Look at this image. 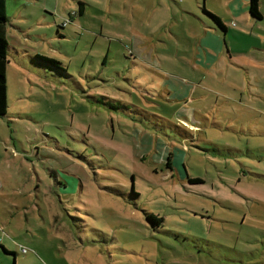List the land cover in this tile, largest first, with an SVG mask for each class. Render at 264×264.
Returning a JSON list of instances; mask_svg holds the SVG:
<instances>
[{
	"label": "rangeland",
	"instance_id": "374dc122",
	"mask_svg": "<svg viewBox=\"0 0 264 264\" xmlns=\"http://www.w3.org/2000/svg\"><path fill=\"white\" fill-rule=\"evenodd\" d=\"M5 1L0 264H264V0Z\"/></svg>",
	"mask_w": 264,
	"mask_h": 264
},
{
	"label": "trees",
	"instance_id": "16d2710c",
	"mask_svg": "<svg viewBox=\"0 0 264 264\" xmlns=\"http://www.w3.org/2000/svg\"><path fill=\"white\" fill-rule=\"evenodd\" d=\"M203 1H205V0H203ZM5 2H6L5 0H0V118L6 116V109H7L6 69H7V64H8V55L19 56L20 54H27L25 52H22L23 50H20L16 47H13V46L7 44V39H6L7 16H6ZM77 6L78 7H77L76 13L81 14L82 9H83L82 3L78 2ZM257 6H258V0H247V13L254 20L260 19V13L258 11ZM205 14L212 21L213 25H215L217 31H219L220 33L224 32L225 29L217 17H215L214 15H210L208 13H205ZM60 26H61L60 28L65 27V25L63 23H61ZM24 57H26V56H24ZM30 60L35 66L38 65L39 67H43L42 69H47L50 72H52L53 69H57L63 73V71L60 68H58L57 62L51 58L40 56L39 54L35 53ZM93 97H91V98H93ZM177 97H178V100L181 99L179 96H177ZM96 102L101 103L102 105L108 107L109 109L115 110V112L117 114H119L123 118L124 117L128 118L132 122H134L133 121L134 118H132V114H139L138 112H141V110H139L137 107H135L133 105L127 104L125 102H121L119 100H113V99L108 98V97L101 96V97L96 99ZM109 102H113V104L111 105ZM129 108H131V109H129ZM124 122H126L127 125L132 124V126H130L129 128L132 130V134H133L134 138L141 135L142 139L144 138L143 140L146 143V146H150L151 139H153L151 136H147V134L144 133L143 131H142L143 133L140 134L139 131L137 129H135L136 125L134 123H128L127 119H125ZM109 124L111 127V133H110V139H108V141H111L112 140L111 137L114 135V131H115V127H114L115 122L113 121L112 118H110ZM140 129L144 130V128H142V127H140ZM144 131H146V130H144ZM130 138H131V134L128 135V139H130ZM153 140H154V143H153L154 147L155 148L158 147L159 144L157 142V138H155ZM144 152H146V150H144ZM153 153H155V151H153ZM171 155L172 154H169L166 157L165 162H164L165 168H167V169H169V166L171 167V165H170L171 164ZM123 156L127 157L124 154H123ZM188 182L191 184L192 183L196 184V183H200L201 181L198 179H188ZM121 183H122V181L117 183V187L119 190L123 189V187L121 186ZM115 192L117 193V195H120V196H124V193H125L124 191L120 192L118 190H116ZM127 194H128L127 196L131 197V199L138 197V192L136 190H134L133 184H132L131 188H129ZM144 215H145V219L151 223V226L156 227L162 222V218L160 216H157L154 213L144 211ZM0 247H2L4 249V251H7L1 243H0Z\"/></svg>",
	"mask_w": 264,
	"mask_h": 264
},
{
	"label": "crops",
	"instance_id": "0c3cea01",
	"mask_svg": "<svg viewBox=\"0 0 264 264\" xmlns=\"http://www.w3.org/2000/svg\"><path fill=\"white\" fill-rule=\"evenodd\" d=\"M246 11H247V0H246ZM260 13V12H259ZM254 20V19H253ZM201 24H202V26H207L206 24H204V23H202L201 22ZM210 28H212V27H210ZM226 31V30H225ZM214 33H215V35L217 36V37H219V38H221V41H218V43L220 44V45H223L224 47H225V45H224V42H223V35L219 32V31H217L216 29H215V31H214ZM178 95H180L179 97L182 99L184 96V94L183 93H178Z\"/></svg>",
	"mask_w": 264,
	"mask_h": 264
},
{
	"label": "built area",
	"instance_id": "2783aa9c",
	"mask_svg": "<svg viewBox=\"0 0 264 264\" xmlns=\"http://www.w3.org/2000/svg\"><path fill=\"white\" fill-rule=\"evenodd\" d=\"M21 252H24V249L23 248L21 249Z\"/></svg>",
	"mask_w": 264,
	"mask_h": 264
}]
</instances>
